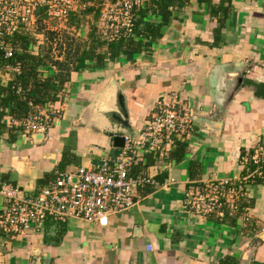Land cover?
<instances>
[{
	"label": "crops",
	"instance_id": "crops-1",
	"mask_svg": "<svg viewBox=\"0 0 264 264\" xmlns=\"http://www.w3.org/2000/svg\"><path fill=\"white\" fill-rule=\"evenodd\" d=\"M163 7L165 13L157 2L143 0L138 8L146 10L145 22L162 24L140 53L72 72L56 100L43 107L52 114L43 141L0 135V189L9 184L28 195L58 172L112 164L119 149L101 130L98 112L110 103L114 81L126 96L135 132L168 105L197 117L186 154L175 155L183 142L176 138L162 153L142 154L130 175L156 184L138 189L135 205L112 216L107 227L52 220L17 237L0 233V264H264V179L248 189L243 210L233 216L202 217L184 208L188 191L207 181L235 180L244 172L243 153L264 147V0H163ZM94 16H81L78 28L69 23L64 30L87 39L99 20ZM49 68L39 69L43 77L56 72ZM1 75V84H8L11 77ZM3 123L13 124L8 110ZM2 205L0 196V210Z\"/></svg>",
	"mask_w": 264,
	"mask_h": 264
},
{
	"label": "built area",
	"instance_id": "built-area-1",
	"mask_svg": "<svg viewBox=\"0 0 264 264\" xmlns=\"http://www.w3.org/2000/svg\"><path fill=\"white\" fill-rule=\"evenodd\" d=\"M142 2L104 0L99 3L102 34L109 41L131 36ZM93 4L89 0H0V51L8 61L0 71V77L3 72L9 77L20 73L21 65L9 63V60H14L23 51L38 55L46 40L45 34L67 29L72 14ZM20 37H27L26 49ZM31 106L24 119L13 123L20 128L18 133L42 134L46 138L52 125V114L44 113L41 106ZM196 121V116L176 111L168 105L138 131L137 138L125 137L124 147L119 149L112 164L104 160L93 168L81 166L73 172H58L45 187L28 195H23L17 187L4 184L0 189L3 204L0 233L17 237L48 220L67 222L76 219L107 227L112 216L127 212L135 205L138 189L156 184L150 178L130 175L142 154L162 153L171 138L187 142L195 132ZM250 160L256 167L253 172L243 173L235 180L204 182L201 187L186 193L184 208L202 217L216 214L218 218H225L241 212L248 189L263 176L264 147L255 149L251 157L242 160L244 170ZM244 221H249L247 216Z\"/></svg>",
	"mask_w": 264,
	"mask_h": 264
},
{
	"label": "trees",
	"instance_id": "trees-1",
	"mask_svg": "<svg viewBox=\"0 0 264 264\" xmlns=\"http://www.w3.org/2000/svg\"><path fill=\"white\" fill-rule=\"evenodd\" d=\"M89 1L94 2V4L86 10L72 14L69 22L70 25L78 28L80 25L78 19L81 16L95 15V18L100 17L101 8L98 4L104 0ZM151 2L152 4L157 2L158 6L161 7V12L165 13L163 10V0H151ZM136 15L134 33L127 38L120 37L109 41L106 37L103 38L104 34H97L96 25H92L91 32L85 40H81L77 34L59 29L56 32L45 34L46 42L41 47L38 57L23 51L14 60H9V63H19L21 65V72L11 75V80L6 85H2L0 81V128L3 130L0 131V135H4L7 132L10 140L13 141L20 129L15 123L12 126H7L3 123L7 110L13 122H19L28 115L32 109L31 104L33 106L45 107L48 102H54L66 83L70 81L72 72L83 71L88 67V62H96V66L103 67L107 61H114L122 54L140 53L148 45L145 43L146 38L157 39L162 24L145 22L146 10L138 9ZM20 38L25 44L26 49L28 45L26 44L27 37ZM54 42L58 53L64 56V59L61 58L62 56L59 57L60 55H54ZM6 63L8 61L5 60L3 53L0 51V71H3ZM41 67H54L56 74L54 73L45 78L39 72ZM18 89H21V91L18 92ZM188 147L187 142H177L175 155L178 156V159H181L186 154ZM253 153V151L248 154L244 152L243 157H251ZM66 155L65 152L63 161L60 164L61 170H63L64 164L67 162ZM255 168L253 162L250 160L243 173L248 174L249 172H253ZM263 179L264 168L263 176L258 177L255 183H259ZM64 230L63 225L61 235L55 238L57 243L62 240Z\"/></svg>",
	"mask_w": 264,
	"mask_h": 264
},
{
	"label": "water",
	"instance_id": "water-1",
	"mask_svg": "<svg viewBox=\"0 0 264 264\" xmlns=\"http://www.w3.org/2000/svg\"><path fill=\"white\" fill-rule=\"evenodd\" d=\"M115 89L114 94L111 96L110 103L106 109L98 112L101 119L100 128L103 132L115 137V147L121 149L124 147L125 137L137 138L138 132H135L130 124V113L127 106V99L125 94L121 91L117 82H113ZM205 125L214 127H221V123L211 121L209 119L200 120ZM36 142L44 140V135H33ZM41 251H36V256H40ZM49 255H43L41 259H49Z\"/></svg>",
	"mask_w": 264,
	"mask_h": 264
},
{
	"label": "rangeland",
	"instance_id": "rangeland-1",
	"mask_svg": "<svg viewBox=\"0 0 264 264\" xmlns=\"http://www.w3.org/2000/svg\"><path fill=\"white\" fill-rule=\"evenodd\" d=\"M99 19H100V17H99ZM96 25V27H97V34H102V29H101V23H100V21L98 20V22H97V24H95ZM80 38H81V40H82V34H77ZM109 36H110V34H108ZM101 36H103V35H101ZM105 36H103V38H104ZM85 40V39H84ZM43 41V40H42ZM44 42V44H45V42H46V40L45 41H43ZM43 45H41V47H42ZM40 47V48H41ZM57 47H56V44H55V42H54V49H53V51H54V55L55 56H59L60 54L58 53V50L56 49ZM41 50V49H40ZM39 50V51H40ZM40 55V52H39V54L38 55H32V56H35V57H38ZM62 55H60L59 57H61ZM62 59H64V56H62L61 57ZM51 68H53V70H56L54 67H51ZM48 70H51L49 67H48ZM16 124H17V122H16ZM15 124V125H16ZM13 124L12 123H10V126H12Z\"/></svg>",
	"mask_w": 264,
	"mask_h": 264
}]
</instances>
